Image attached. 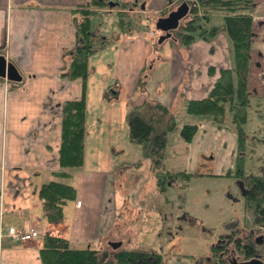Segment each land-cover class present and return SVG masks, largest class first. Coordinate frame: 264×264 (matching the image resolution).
<instances>
[{"label": "crops", "instance_id": "obj_1", "mask_svg": "<svg viewBox=\"0 0 264 264\" xmlns=\"http://www.w3.org/2000/svg\"><path fill=\"white\" fill-rule=\"evenodd\" d=\"M85 1L0 0V53L13 63L21 76L20 81L0 77V264H41L38 249L47 233L64 237L74 248L99 246V242L107 245L108 241L125 243L123 238L110 234V231L117 225L119 217L123 219L122 212L131 214L136 210V205L141 202L142 196L139 195L145 192L140 188L139 197L134 199L130 195L125 196L122 189L126 190L127 170H136L131 163L139 159L140 147L131 142L126 133L121 139H103L99 133L108 127L100 124L102 130H96L99 143H95L96 140L90 142L87 138L88 120L91 117L98 123L101 122L98 117L102 118V114L93 118L92 103L96 108L108 107L111 100L119 99L123 105L121 114L125 117L130 108L146 100L142 94L135 95L144 67L149 70L144 75L147 79L157 75V72L152 74L156 65L159 68L157 70L162 77L154 89L155 94H159L157 100H162L160 96H164L161 93L165 92L163 87L167 81L175 86L186 85L182 88V92L187 91L185 99L203 98L214 82L206 71V75H194L193 68H189L190 64L184 58V55L192 61L193 57L203 58L208 47L204 43L208 42L198 40V44L185 45L176 55L173 52L178 47L176 41L168 43L164 49L161 43L156 50L144 34L138 33L134 37H118V41L112 43L110 62L116 68V75L105 84L101 82L103 84H99L97 89L86 84L89 79L94 82L93 64L89 65L88 57L83 92L81 79L62 76L61 68L65 52L75 41V8ZM170 3L168 0H157L156 4L151 0H140L138 7L141 10L150 8L149 12L154 11L152 17L155 19L158 16L156 12ZM256 6L255 1L253 10ZM213 54L214 51L211 56ZM258 54L263 53L259 51ZM208 61L209 66L211 60ZM257 64L260 65L259 62ZM217 65L227 66L222 62ZM214 75L217 76L216 70ZM121 83L129 84L125 94L117 90ZM159 86L161 90L156 91ZM108 89H111V97L106 94ZM82 95L85 130L81 165L62 168L59 165L61 105ZM161 103L165 104L163 100ZM114 144L117 150L108 151ZM120 154L127 159L118 158ZM60 171L68 175H56ZM49 181L69 184L75 191L74 200L64 205L58 224L46 221L43 200L37 194V188ZM76 202H80L79 206L75 205ZM8 227L33 228L39 235L27 241H13L7 235Z\"/></svg>", "mask_w": 264, "mask_h": 264}, {"label": "rangeland", "instance_id": "obj_2", "mask_svg": "<svg viewBox=\"0 0 264 264\" xmlns=\"http://www.w3.org/2000/svg\"><path fill=\"white\" fill-rule=\"evenodd\" d=\"M132 1L129 0L128 5L123 8L117 7L115 3L117 0H113V3L104 6L89 5L92 8L89 36L93 43L91 45L93 50L88 54V57L89 65L93 64L94 79L92 80L94 82L89 79L86 83L88 86L92 84L97 89L99 84H103L101 82L105 84L111 81L113 75H116V68L110 62L113 50L110 46L114 41H118V37H134L136 34L142 33L149 39L151 47L153 46L156 50H158L159 44L162 43L164 45L162 49H164L165 45L169 43L166 39L163 42L158 40L161 31L154 27V18L152 17L154 11L149 12L150 8L141 10L138 7L140 0H137L136 4L130 5ZM255 1L257 6L255 10L253 7L251 10L255 34L250 43L252 61L250 71H248V89L254 91L255 95H250L247 98L246 120L242 125L244 133L241 159L243 177L264 174V0ZM255 1L253 0V5ZM151 2L156 4L157 0H151ZM177 3L178 1H175L164 10L157 11V15H164L168 10L167 8L174 7ZM118 10H124V12ZM222 14V10L212 11L209 15L208 24H221ZM187 17V15L183 16L178 24L184 23ZM78 19L79 13L76 11L74 22L76 23ZM149 19L151 20L149 21ZM198 40L206 41L202 38H195L186 44L175 43L178 45L175 48L177 51H171L178 55L185 45L193 42L198 44ZM206 42L208 43H204V46L208 44V47L204 51L203 58L200 56L193 57L194 61L189 56L184 55V58L188 60L189 68H193L194 75H206V71L208 77L215 80L217 76L215 77L214 70L218 75L217 69L223 67L217 65L218 63H226L227 67L232 65L230 45L223 29H219L212 39ZM167 48L169 49V47ZM70 50L72 47L65 52L63 66L71 57ZM213 51L214 54L211 56ZM259 51L263 54H258ZM166 56L168 57V54ZM207 58L211 60L209 66L207 63L210 61ZM256 61L260 65L254 64ZM157 69L159 68L156 65L152 71V74L157 72V75L147 79L144 75L149 70L147 67L142 68V76L137 83L138 88L135 95H144L146 98L144 101L152 105L156 102L161 103L163 100L165 104H161L174 116L175 125L166 134L163 159L166 172L160 181V186L163 188L160 190L158 186L159 183L155 178L150 160L139 157L138 160H141V163L135 166L136 170L133 168L127 170L129 176L126 180L124 179L126 190H124L125 188L122 189L125 196L130 195L134 199L142 196L141 202H138L136 210L132 211L131 214L122 212L123 219L119 217L116 220L117 225L112 227L110 234L114 233L123 238L125 243L121 247H143L159 253L161 256L160 264H210L206 259L208 256L212 262L216 253L213 246L218 238H224L227 234L231 238L243 237L250 234V230L253 231V236L263 233L264 237V224L255 222L251 210L245 207L242 197V180L240 181L233 176L237 139L235 129L230 122V111H225L219 123L203 117L194 118L186 114L184 103L187 100L185 99L187 91L182 92V88L186 86L183 83L175 86L169 84L168 81L165 82V87H163L165 92L161 93L164 96H160L162 100H157L159 94L156 95L154 89L158 85L157 81L161 80L162 77ZM162 81L164 82L163 79ZM212 85L213 83L211 87ZM127 86H129L127 83L118 84L117 90L125 94L128 92ZM147 86H149L148 90ZM159 87L156 91L161 90ZM189 88L190 86L185 89L188 90ZM110 90H106V94L109 96L112 95L109 93ZM111 101L108 107L102 106L100 108H96L92 103L93 118L101 114L102 118L98 117L101 121L98 123L90 119L91 117L89 118L87 123L89 135L87 138L90 142L96 140L95 143H99V136L96 131L97 128H100L99 124L108 127L107 130L99 133L103 139L115 140V138L118 139L117 137L121 139L125 133L128 135L127 123L121 114L123 105L119 99ZM192 122L196 125L193 134L195 136L193 139L191 138L192 141L185 142L179 135V129L183 123ZM201 124H204V127ZM163 125V120H159L155 124L157 130L161 129ZM124 129L126 130L124 131ZM114 150H117L115 144L108 149L111 152ZM118 158L127 159L121 154ZM178 171L187 173V178L175 176L174 173ZM227 172L229 175H225ZM150 178L151 180L153 178L154 181L151 182ZM140 188L141 191L145 192L138 196ZM75 205L79 206L77 202ZM59 222H53V224ZM111 239L115 238L111 237ZM129 240H131V244ZM99 243V246L97 244L89 248L101 249L107 246Z\"/></svg>", "mask_w": 264, "mask_h": 264}, {"label": "trees", "instance_id": "obj_3", "mask_svg": "<svg viewBox=\"0 0 264 264\" xmlns=\"http://www.w3.org/2000/svg\"><path fill=\"white\" fill-rule=\"evenodd\" d=\"M129 1V0H128ZM128 1L117 0V7H125ZM175 2L180 0H168ZM113 0H87L75 8L79 19L75 23V41L70 50L71 57L61 68V75L68 78H80L84 92L87 76V57L93 50L89 36L91 5H108ZM173 2V3H174ZM135 4L134 0L130 5ZM90 5V6H89ZM89 6V8H88ZM253 0H191L184 23H180L170 30L166 40L169 43L176 41L186 44L195 38L210 41L219 29H223L230 45L232 65L217 69L218 75L207 95L193 100L187 99L184 103L185 113L194 118H206L219 123L225 111H230V122L235 129L237 139V153L233 176L242 182V197L245 207L251 210L253 219L264 224V174L242 175V150L244 147V133L242 125L246 120V102L255 92L248 89V71L251 67V40L255 34L252 19ZM165 9V8H164ZM163 9V10H164ZM214 10H222V23L208 24L209 15ZM124 12V10H118ZM119 14V13H118ZM121 20V19H119ZM174 32L172 34V32ZM164 39V40H163ZM258 61L254 62L257 64ZM264 91V90H263ZM156 112H155V111ZM125 120L128 127V139L139 145L141 158L150 160L155 178L159 183L165 174L163 164L166 146V134L175 125L174 116L161 103L153 105L144 101L139 107L130 108ZM164 121L161 129L155 124ZM85 103L83 95L76 100H66L61 105V131L59 165L62 168H75L81 165L84 138ZM196 125L183 123L179 129L180 137L188 142L191 140ZM141 160L131 163L137 166ZM56 175L66 176L65 171ZM175 176L187 178V173L175 172ZM229 175V172L225 173ZM39 198L43 200V215L47 222H59L62 219L64 205L74 198L73 186L57 181H49L37 188ZM237 248L243 249L239 243ZM41 264H160L161 256L157 252L143 247L124 248L121 245L116 249L109 246L104 248H74L68 241L59 235L47 233L42 237V245L38 249ZM251 254L249 246L244 252Z\"/></svg>", "mask_w": 264, "mask_h": 264}, {"label": "flooded vegetation", "instance_id": "obj_4", "mask_svg": "<svg viewBox=\"0 0 264 264\" xmlns=\"http://www.w3.org/2000/svg\"><path fill=\"white\" fill-rule=\"evenodd\" d=\"M231 232V230H230ZM250 234L244 235L243 237H234L231 238L229 234L224 236V238H218L216 244L213 246L216 249V253L212 258V262L210 257L207 256V261L210 264H237L241 261H246L249 259H257L261 264H264V237L263 233L259 235L253 236V231L250 230ZM239 243L243 249H246L249 246L251 250V254L246 256L244 254V250L241 248H237L235 246L236 243Z\"/></svg>", "mask_w": 264, "mask_h": 264}, {"label": "water", "instance_id": "obj_5", "mask_svg": "<svg viewBox=\"0 0 264 264\" xmlns=\"http://www.w3.org/2000/svg\"><path fill=\"white\" fill-rule=\"evenodd\" d=\"M112 2H109L111 4ZM143 7V4L140 5ZM188 11L187 0H181L173 8L169 9L164 15H158L154 19V27L160 32L158 40L170 34V30L177 27L179 20L186 15ZM0 77L9 81H20L21 76L16 67L10 61L6 60L4 55L0 53ZM107 245L111 249H116L121 245V241H108ZM237 264H261L257 259H249L238 262Z\"/></svg>", "mask_w": 264, "mask_h": 264}, {"label": "built area", "instance_id": "obj_6", "mask_svg": "<svg viewBox=\"0 0 264 264\" xmlns=\"http://www.w3.org/2000/svg\"><path fill=\"white\" fill-rule=\"evenodd\" d=\"M77 204L79 205V202H77ZM7 235L13 241H16V240L27 241L39 235V232L38 230L33 229V228L15 229L14 227H8Z\"/></svg>", "mask_w": 264, "mask_h": 264}]
</instances>
